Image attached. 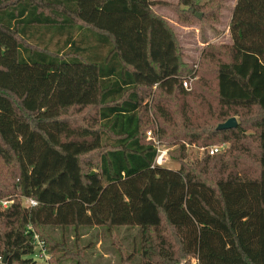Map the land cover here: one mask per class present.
<instances>
[{
  "label": "trees",
  "instance_id": "16d2710c",
  "mask_svg": "<svg viewBox=\"0 0 264 264\" xmlns=\"http://www.w3.org/2000/svg\"><path fill=\"white\" fill-rule=\"evenodd\" d=\"M158 3L0 0V160L18 193L0 211V264H93L81 229L100 225L137 229L124 264L136 252L141 264H264V0H237L232 43L201 55L199 69L216 80L217 123L181 127L190 142L229 151L178 169L153 166L150 104L141 137L147 90L162 92L152 117L166 145L177 123L163 96L186 97L181 73L194 71ZM91 105L97 128L66 116ZM240 115L245 127L217 128Z\"/></svg>",
  "mask_w": 264,
  "mask_h": 264
},
{
  "label": "rangeland",
  "instance_id": "374dc122",
  "mask_svg": "<svg viewBox=\"0 0 264 264\" xmlns=\"http://www.w3.org/2000/svg\"><path fill=\"white\" fill-rule=\"evenodd\" d=\"M158 1L160 3L154 6V10L156 13L162 15L173 28L179 45L183 66L194 69L192 73L185 71V69L181 73V80L186 79L188 81V87H185L188 91L186 97L181 98L178 96L175 98V96H163L168 98V100L166 101L164 99L161 102L170 109L177 123L175 126L170 124V132L163 137L161 136L163 142L170 148V160L166 162L165 166L178 169L183 162H186L190 166H196L200 164L203 156H205L207 152L206 148L210 147L207 145L211 144L204 145L197 141L190 142L188 138L186 139L183 136L187 133L183 132L181 127L183 122H188L189 125L192 122L190 129L194 130L197 128L196 125L210 127L218 121L220 107L217 104L214 73L210 72L205 77V73H202L201 68L199 69V63L203 53H208L220 44H229L231 42L232 39L225 33L229 29L232 12L237 0H186V2L191 3L188 5L181 3L180 0ZM172 5H177V9ZM198 12H200V17L196 16ZM186 16H189L187 19L188 22L183 19ZM69 49L70 47H66L62 52L65 54ZM195 72L198 73L195 74ZM205 78L208 80H205ZM147 91L149 94L143 97L141 110V114L144 113L142 117L141 137L144 139L146 138L143 131L150 124H147L148 116L154 122V126L150 128L155 131L156 136H159L160 126L153 119L152 114L155 110V103L162 96V92L160 90L156 91L155 88ZM147 104H150V114L148 116L145 114ZM99 111V107L93 105L82 110H77L76 107H73L68 110L66 116L75 125L81 124L83 126L87 125L97 128L99 127ZM242 118V115L236 117L237 122L241 121L245 127L246 122ZM218 145H222L219 154H225L229 151V143L221 141L218 142ZM182 146H185L184 151L181 150ZM242 151L240 150L238 152L243 154ZM235 154L240 156V153ZM98 155V152H92L88 158L96 162ZM225 160L232 161L226 158ZM8 169L10 168L0 160V211H3L10 204V199L13 196L16 198L15 196L18 194L17 192H13L14 180L12 174L8 172ZM207 176L215 179L216 173L212 172ZM22 202L23 204H28L25 198ZM81 232L83 234L81 238L83 245L89 244V249L87 251L85 250L86 258L90 262H93V264H124L122 262V256L132 253L133 242L138 241L137 229L127 226L115 227L112 231H109L106 226H87L83 227ZM38 252L39 246L36 247L35 255L39 263H44L45 259L39 257ZM134 254L135 256L129 264H141L142 259L139 253L136 252ZM67 263L70 262L66 261L65 264ZM182 263L184 262L181 260L180 264ZM191 264H197V260L192 258Z\"/></svg>",
  "mask_w": 264,
  "mask_h": 264
},
{
  "label": "built area",
  "instance_id": "2783aa9c",
  "mask_svg": "<svg viewBox=\"0 0 264 264\" xmlns=\"http://www.w3.org/2000/svg\"><path fill=\"white\" fill-rule=\"evenodd\" d=\"M183 85L185 87H188V81L185 79L183 80ZM147 139L153 141L154 146L156 148V157L153 163V166H165L166 162L170 160V148L166 145H164L158 136H156L154 130L150 129L147 131ZM222 145H213L209 148H206V150L209 151L210 154L218 153L221 149ZM28 204L27 205H36L37 201L32 198L26 199ZM40 247L42 244H39Z\"/></svg>",
  "mask_w": 264,
  "mask_h": 264
},
{
  "label": "water",
  "instance_id": "95a60500",
  "mask_svg": "<svg viewBox=\"0 0 264 264\" xmlns=\"http://www.w3.org/2000/svg\"><path fill=\"white\" fill-rule=\"evenodd\" d=\"M198 16H201L200 14H198ZM238 124L236 117H230L229 119H227L225 122H222L218 125V129H227V128H233L236 127ZM6 259V256L4 257V261Z\"/></svg>",
  "mask_w": 264,
  "mask_h": 264
},
{
  "label": "crops",
  "instance_id": "0c3cea01",
  "mask_svg": "<svg viewBox=\"0 0 264 264\" xmlns=\"http://www.w3.org/2000/svg\"><path fill=\"white\" fill-rule=\"evenodd\" d=\"M225 34L232 39L231 32H230V27H229V29L227 30V32ZM231 43H232V40H231V42L229 44H231Z\"/></svg>",
  "mask_w": 264,
  "mask_h": 264
}]
</instances>
